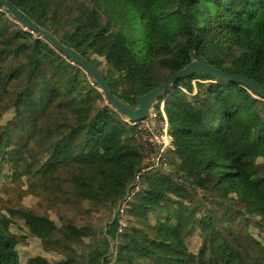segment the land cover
Returning a JSON list of instances; mask_svg holds the SVG:
<instances>
[{"label": "trees", "instance_id": "obj_1", "mask_svg": "<svg viewBox=\"0 0 264 264\" xmlns=\"http://www.w3.org/2000/svg\"><path fill=\"white\" fill-rule=\"evenodd\" d=\"M9 1L131 107L193 60L264 89V0ZM23 28L0 6V199L53 189L80 215L0 206V264H264L263 97L206 73L175 80L161 100L171 143L128 200L152 149L143 130ZM237 217L244 246L224 229Z\"/></svg>", "mask_w": 264, "mask_h": 264}, {"label": "water", "instance_id": "obj_2", "mask_svg": "<svg viewBox=\"0 0 264 264\" xmlns=\"http://www.w3.org/2000/svg\"><path fill=\"white\" fill-rule=\"evenodd\" d=\"M0 6L3 7L13 18H15L20 24L27 27L32 32H35L39 37L42 38L52 45V47L63 53L71 61L76 63L80 68H82L94 82L100 88L103 97L116 108V110L127 117L130 121H138L147 116H150L152 111L155 109V99L157 96L169 89L172 83L178 78H184L185 76L192 73H206L213 77L223 79V80H234L237 82H242L254 92L264 98V89L260 87L253 80L234 73H228L213 66L200 61L193 60L187 64L182 69L174 72L170 75L162 84L148 91L147 93L136 97V106L130 107L124 103L121 99L117 98L112 94L107 82L101 73L96 69L85 57L79 54L74 49L62 44L56 37H54L50 32L41 28L37 23L32 21L25 13L20 11L11 1L0 0Z\"/></svg>", "mask_w": 264, "mask_h": 264}, {"label": "rangeland", "instance_id": "obj_3", "mask_svg": "<svg viewBox=\"0 0 264 264\" xmlns=\"http://www.w3.org/2000/svg\"><path fill=\"white\" fill-rule=\"evenodd\" d=\"M23 29L28 31L27 27H25ZM86 77H87L88 83L95 90H99L101 92L100 88L94 82V80L91 78V76L88 75ZM170 89H171V86H170V88L168 90H170ZM101 95L103 96L102 92H101ZM163 95L164 94L162 92V93H160L157 96V98L155 99V103H154L155 106H156V102H160V104H161L160 108H162L161 100H164L163 99L164 98ZM128 106H130V105H128ZM124 118L127 119V117H125V116H124ZM44 130H46V123H44L42 131L39 130V128H37V133H39L40 135H43L42 133H43ZM170 141H171V137L169 136L167 138L166 148L169 147V145L171 143ZM258 170H259L260 175H264V165L258 166ZM11 190H12V185H10V187L8 189V191H10L9 194L4 199H0V206H4V207L8 206V207H13V208L20 207V208H23L24 210H28L30 212H34V213H49L53 217H56V218L61 216V217L65 218V220H67L69 222H78L77 219H76V216L80 215L78 213V211L77 210L73 211V207L71 205L64 206L57 199L56 192L53 189L41 192V191H31L29 188H26V187H22V188L21 187H16L12 191ZM90 207H91V205L89 203H83V208L82 209L85 210V209H88ZM244 228H245V225L241 221L240 217H237L235 219L234 218L231 219L230 220V224L228 226H224V229L230 230L236 235L235 236L236 240L238 242H241L243 244V246L246 245V241H245L246 240V236H245L246 229H244ZM95 232H97V230H95L94 233ZM94 236H100V233H95ZM21 245H24V243L20 244V246ZM24 248L25 247H23V249ZM26 252H29L30 256L32 257L33 255L41 254L42 253V248H40V246L35 247L33 245H30V246L27 247V251ZM43 256L46 257V259H47V258L50 257V254H49L48 251H45L43 253ZM110 256H111V260L113 261L114 253L112 252Z\"/></svg>", "mask_w": 264, "mask_h": 264}, {"label": "built area", "instance_id": "obj_4", "mask_svg": "<svg viewBox=\"0 0 264 264\" xmlns=\"http://www.w3.org/2000/svg\"><path fill=\"white\" fill-rule=\"evenodd\" d=\"M31 33L35 34V32L32 31ZM159 109V112L154 109L150 116L132 122L133 124L137 123L138 127L143 130L141 136L145 143L152 149L149 151V155L143 163V168L135 175V182L127 194L128 200H130L131 196L139 189V175L144 171H151L159 168L163 153L166 150L167 138L170 136V127L163 109Z\"/></svg>", "mask_w": 264, "mask_h": 264}]
</instances>
